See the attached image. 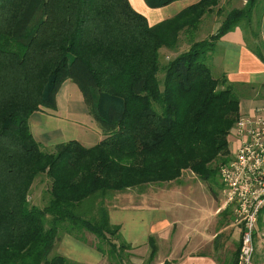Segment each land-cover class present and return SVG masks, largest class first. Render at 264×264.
I'll return each mask as SVG.
<instances>
[{"label": "trees", "instance_id": "obj_1", "mask_svg": "<svg viewBox=\"0 0 264 264\" xmlns=\"http://www.w3.org/2000/svg\"><path fill=\"white\" fill-rule=\"evenodd\" d=\"M144 1L158 9L188 0ZM220 1L198 0L149 25L128 0H0V264H78L55 250L64 235L85 234L108 264H126L128 246L108 218L115 195L177 181L184 171L211 190L229 161L240 101L206 59L218 39L251 21L258 0L226 13L216 34L196 41ZM165 51L172 58L161 64ZM67 80L105 137L48 151L29 119L56 108ZM45 180L37 207L32 190ZM150 249L151 260L153 242Z\"/></svg>", "mask_w": 264, "mask_h": 264}, {"label": "crops", "instance_id": "obj_2", "mask_svg": "<svg viewBox=\"0 0 264 264\" xmlns=\"http://www.w3.org/2000/svg\"><path fill=\"white\" fill-rule=\"evenodd\" d=\"M128 1L136 12L147 19L149 25L171 18L166 17L167 15L163 12V9L171 5L179 6L177 11L179 13L186 7L196 3L195 1L191 2L192 0L177 1L164 8L151 9L144 0ZM220 23L218 20L214 22L213 30L215 32L212 35L216 34ZM215 46L218 49L217 55L209 61L211 66L210 64L208 66L211 73L212 70L218 68L217 78L224 76L232 87L245 91L241 99L247 98V105L245 111H240V114H251L255 107L264 106V60L259 59L249 47V44L245 43V35L240 27H236L223 35L216 41ZM62 86L65 87V97L75 101V103L69 102L77 105L78 100H80L85 103L83 96L81 98L76 93V91H79L78 87L71 81L67 80ZM55 100L56 108L54 110H40L33 113L29 119L33 138L41 146L48 149L57 144L75 140L85 147H92L104 139L105 136L95 120L94 124H91V127L86 129V132H80L82 135L76 134L78 136L77 139H74V137L68 138V128L61 122V112L67 110V105H70L71 109L76 107L70 103L65 104L64 110L59 107L58 93ZM86 110L87 114L90 115L87 105ZM35 117L36 120H34ZM53 121L58 124L55 126L52 123ZM75 124L79 129L85 126L80 123ZM178 181L170 182V184ZM120 195L122 196L123 194ZM121 196L117 197L118 200H121ZM221 197V203L215 204L213 213L203 216L202 220H199L200 218L197 219V216L190 215L191 219L189 220L192 222L185 223L178 213L171 221H169L170 217L168 215L169 218L165 216V211H161L160 215H156L158 206L152 205L149 207L148 197L141 195L139 198L140 206H145L142 208H145L146 213L151 211L150 219H146L144 223L147 229L145 241L138 247H128L125 251V259L128 261L130 259L138 260L139 262L137 261L136 264H232L237 258L240 229L233 225L232 211L229 208L224 210L222 193ZM118 206L120 205L113 203L108 211V218L111 225L118 227L120 239L125 234V225L123 214L118 212ZM167 227L170 228V233L165 238L163 236ZM259 227L264 229L263 220L259 221ZM158 235H162V244L166 242L168 245L171 237L173 239L172 249L169 247L164 250L161 257ZM124 238H126L125 235L122 239ZM151 242L156 246V253L150 260ZM255 248L253 264H264V238L257 239ZM55 251L58 255L78 264H103L106 261V258L93 245L82 246L81 242L71 235H64Z\"/></svg>", "mask_w": 264, "mask_h": 264}, {"label": "rangeland", "instance_id": "obj_3", "mask_svg": "<svg viewBox=\"0 0 264 264\" xmlns=\"http://www.w3.org/2000/svg\"><path fill=\"white\" fill-rule=\"evenodd\" d=\"M194 1L197 2L198 0H192L191 2ZM246 3L247 0H221L212 14L209 17L202 19L201 24L199 25V29L196 32L195 40L208 41L212 36V33L215 32L213 30L214 22H216L217 20L218 22H221L223 20V16L232 10L243 9L246 6ZM178 9L179 6L171 5L163 9V12L167 15L166 17H173L176 15ZM254 12L255 13L252 15L251 21L248 23L246 22V20H244L243 27L240 29L245 35V43L247 42L252 50L254 49L257 52L262 53V55L264 56V0L257 1ZM184 48H186V46L181 45L179 49L183 50ZM216 52H218V49L216 46H214L211 51L212 54H210V56L212 55V57L208 56L206 59L207 65H209V61L217 55ZM167 53L168 52L166 51L165 53H161V64H165L170 58H172V55ZM217 73L218 68L212 70V76L214 78H217ZM232 88L234 89L233 94L239 99V101H241L240 111H245V107L247 105V98L245 97L246 99H241L242 94L245 91L240 88L239 90L234 87ZM64 90L65 87L62 86V88L58 92V106L62 107V109L64 110L65 104L70 103L73 104V106L76 108L71 109L69 107L70 105H67V110L61 112V122H63V124H65L68 128L67 137H74V139H77L78 136L76 134L79 133L78 135H82V133L80 132H86V129H88V127H91V124H94V118L93 116L87 114L86 105L84 102L78 100L77 105L74 104V100L65 97ZM76 93L79 94V96L82 98L80 91H76ZM69 101L74 103H71ZM34 120H36V117ZM52 123L55 126L56 124H58L54 121ZM75 123H80L85 126L84 128L79 129V127ZM230 141V148L226 155L229 160L232 158L234 151V139L232 133L230 135ZM50 149L51 148H48V151ZM178 180V182L171 184L163 183L145 185L138 188L130 189L125 193H122V196L119 194L115 195V203L120 205L118 206V212L123 214V221L125 225V234L122 235V238L124 235L126 238H120V242L122 244L133 248L138 247L145 241V232L147 229L145 228L144 223L146 219H150L149 215L151 214V211H149V213H146L145 208H142L145 206H140L139 198L141 195L148 197L149 207L152 205L158 206V212H156V215H160L161 211H165V216L168 215L170 218L168 216L167 217L169 218V221H171L173 220V217H175L178 213V215L181 216L182 220H184L185 223L192 222L189 220L191 219V217H189L190 215L197 216V219L200 218L199 220H202L203 216H208L209 213L214 212V207L216 203H221L222 186L219 181L218 175L215 178L214 183L211 184V190L208 188L209 185L203 183L196 175H194L190 171H184L182 173V176ZM46 183L47 182L45 180L44 184H39L32 190L31 204L37 207H42L44 201L43 193L45 187L47 186ZM118 196H121V200H118ZM230 210L232 211V208ZM168 233H170L169 227L165 228V233L163 237L167 236ZM161 237L162 235H158V242L160 245V257L163 255L164 250L169 247L172 249L173 243V239L171 237L170 241H168V245L166 242L162 244L163 240H161ZM77 240L81 242L82 246H92V243L97 242V240H95V237L89 234H85L84 237H79ZM123 259L125 260L126 264H136V262L138 261L135 259H130V261H128L127 259H125V257ZM103 264H108V261H104Z\"/></svg>", "mask_w": 264, "mask_h": 264}, {"label": "built area", "instance_id": "obj_4", "mask_svg": "<svg viewBox=\"0 0 264 264\" xmlns=\"http://www.w3.org/2000/svg\"><path fill=\"white\" fill-rule=\"evenodd\" d=\"M232 158L218 167L224 210L232 208L240 229L236 264H253L256 241L264 238V106L239 115L232 128Z\"/></svg>", "mask_w": 264, "mask_h": 264}]
</instances>
